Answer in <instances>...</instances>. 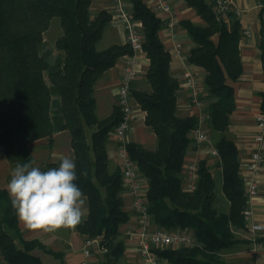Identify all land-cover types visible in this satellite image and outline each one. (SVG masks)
Wrapping results in <instances>:
<instances>
[{
    "label": "trees",
    "instance_id": "trees-1",
    "mask_svg": "<svg viewBox=\"0 0 264 264\" xmlns=\"http://www.w3.org/2000/svg\"><path fill=\"white\" fill-rule=\"evenodd\" d=\"M92 0H0V146L7 161L31 162L28 144L46 138L52 144L55 133L67 131L77 166L76 183L84 192L87 215L75 226L86 237L100 235L105 261L115 264L124 252L118 239L119 227L129 219L123 210V189L118 167L108 169L106 142L120 120L119 106L98 118L94 86L98 78L132 50L127 43L96 49L111 12L100 9L90 14ZM203 24L182 19L181 27L194 43L186 61L205 70L203 84L211 101L206 127L217 134L213 146L221 168V191L228 202L226 211L215 207V179L206 159L197 162L198 178L191 192L181 187V168L190 131L198 125L196 115H176V91L180 82L169 73L170 55L158 31L162 20L143 0H129L130 16L141 22L143 50L149 60L145 78L149 91L131 90L145 112L144 124L155 135L150 150L129 141L126 149L147 180L148 213L155 227L167 231L186 229L199 246L168 247L157 255L169 264H228L223 249L240 242L232 228H243L246 206L236 145L225 131L235 110L234 89L227 80L237 81L243 67L239 52L240 25L226 13L218 17L215 0H183ZM59 19L61 34L53 51L43 34L51 20ZM264 51V48H262ZM201 99V96H200ZM264 109V93L262 95ZM85 127L92 128L88 142ZM50 162L46 169L57 167ZM19 245V246H18ZM56 258L62 254L46 248L36 239H24L7 189L0 188V254L5 264H42L34 249Z\"/></svg>",
    "mask_w": 264,
    "mask_h": 264
},
{
    "label": "crops",
    "instance_id": "crops-1",
    "mask_svg": "<svg viewBox=\"0 0 264 264\" xmlns=\"http://www.w3.org/2000/svg\"><path fill=\"white\" fill-rule=\"evenodd\" d=\"M143 1L146 3V5L149 8H151V3L149 2V0H143ZM232 1L234 3V7L240 11L239 15H235L233 11L230 12L232 13V18L236 19L240 25L241 33H240L238 47H239L240 59L242 62L243 71L237 81L233 82L231 80H227V83L231 85L234 89L236 107L235 110L230 114L229 124L225 131V135L227 136V138L233 140L236 145V149L238 152V160H239L238 173L239 176L242 177V175L245 173L246 164L254 149L253 137L257 132L255 117L258 111L262 109L261 105L263 102L262 95L264 93V51L262 48H264V36L262 34V29L264 27V18L262 12H258L254 8L258 0H232ZM170 2L175 12L176 36L171 37L168 34L164 24L159 29L158 36L161 42L163 43L165 49L168 51L170 55L169 73L172 77L176 78L180 82V87L176 91V96H177L176 115L198 116L201 110L204 111V113H207L206 111L207 106L208 103L211 101V98L207 95V92L203 84L205 70L187 61L182 62L179 56L174 52L173 45L175 42H179L181 44L182 53H184L187 56L189 49L194 46V43L192 42L187 32L181 27L179 23L182 19H190L192 22L202 25L203 21L199 17H198L199 19L196 17L192 9L186 7L183 0H170ZM111 6H112V0H92L90 6V14L93 16L100 9H106L107 11L110 12ZM156 16L160 18L159 15L156 14ZM218 17L223 18L226 22L229 19L226 14L218 15ZM245 28L251 29L252 31L251 37L249 38L244 37L242 31ZM104 32H107L112 37V40L116 39V42L114 43H120V44L125 43L124 31L117 22L110 20V22L106 25ZM53 53L56 54L58 53V51L55 50L53 51ZM140 61L141 64L139 66V73L136 80L133 82L132 89L137 91H149L150 85L145 78V71L147 69L149 60L146 57L145 53L144 56L140 58ZM122 67H123V56L118 59L114 67L106 70L96 81V84L94 86V97L96 100L95 113L98 118L106 117L111 113L113 107L117 106L116 89L122 75ZM186 69L192 71L199 82L201 101L203 103L202 108H199L194 104L190 103V99H189L190 91L186 89V87L182 82V73ZM133 100L136 101L134 97ZM143 114H145V112L141 110V108L137 110L136 113L137 118L135 119L133 130L128 133L129 135L127 137V140L137 142L142 146H144L145 148L152 150L156 146V138L154 133L147 126H145L143 122L144 120ZM204 121H206L205 123H207L206 119ZM137 125L138 127H140L141 130H143L144 132L143 136H140L136 133ZM142 126L147 128L150 132H146L145 129H142L143 128ZM86 128L90 130V134L88 135L89 137L87 136L86 133V137L89 142L92 128L85 127V132H86ZM65 132L67 131H61L55 133L52 137L53 140L51 145L48 144L46 138H42L28 144V149L30 154L32 153L30 151L31 150L30 148H33L34 146H38L39 148L46 146L47 147L45 148V151L47 152L46 156L47 157L50 156L56 160V161H49V163L60 161V159L63 157L62 152L67 151L69 149V151L72 153L70 147V135L69 138L65 141L64 146L54 147L55 137ZM150 134L153 137L152 147L147 146L152 142ZM213 134L214 133L211 131V135ZM189 137L191 139V143L187 147V152L184 157V161L180 172L181 187L184 192H188L184 189L183 181H182L186 164L190 162H199L202 159H206V164L208 165V167H210L209 164H211L208 162L210 160L207 159V157L210 156L208 145L206 144L197 145L191 138V131L189 133ZM106 151L108 156V169L112 171L113 169L118 167L121 172L120 163L115 157V152H116L115 141L113 139L112 130L109 132V137L106 142ZM210 158L213 159V161H216V166L219 168L220 171L221 168L217 165V161L219 157L210 156ZM5 161H7L6 158ZM33 163H35V161H33ZM109 163L111 164V168L109 167ZM143 180L147 185L146 178L143 177ZM257 182H258V195L256 197V201L253 207V220L255 222L264 224V162L262 168L260 169L257 175ZM7 184L8 183H5L2 186V188L7 189ZM120 196L123 201L122 208L124 211H126L129 214L128 221L120 225L119 227V230L122 231L134 224L133 222L134 216L131 208L130 197L127 195L125 190L122 189ZM82 211H83V217L81 221L85 219L88 212L85 197H84V204L82 206ZM18 226L20 228V231L24 239H28V240L36 239L40 243H42L46 248L52 250L53 252H59L62 254L61 258H56L51 254L44 252L41 249L38 248L34 249L32 253L40 258L42 264H44V261L47 264H80V260L82 258L81 247L84 236L81 235L76 230L75 227L71 228L70 230H68V228H59L52 231H44V230L28 228L19 219H18ZM232 230L235 237L240 239V242L232 247L223 249L221 251L222 259L225 260L228 264H261L263 259L262 252L264 249V241L262 242V245L260 246L258 252H253L251 250V243L248 239V232L246 230L245 220H244L243 228H232ZM118 239L124 242V252L120 256L121 259L120 260L118 259L116 262L119 263V261H121L123 258H126V260L127 258L128 259L132 258L134 254H131V251L133 250L136 257L137 258L139 257L137 255V251L134 247L132 240H130L129 238H125L123 235L122 236L119 235ZM172 248H178V247H172ZM129 255L130 257H128ZM49 256L52 257L51 261L49 259ZM0 260H2L1 254H0ZM56 260L58 262H56ZM138 264H142L140 260L138 261ZM166 264L169 263L166 261Z\"/></svg>",
    "mask_w": 264,
    "mask_h": 264
},
{
    "label": "built area",
    "instance_id": "built-area-1",
    "mask_svg": "<svg viewBox=\"0 0 264 264\" xmlns=\"http://www.w3.org/2000/svg\"><path fill=\"white\" fill-rule=\"evenodd\" d=\"M151 9L160 16L168 34L176 36L175 12L170 0H149ZM129 0H112L111 20L117 22L123 29L125 43L131 50V54L123 56V67L120 82L116 89L117 105L120 109V120L112 130L115 140V151L120 163L123 190L130 197L131 208L134 216V224L123 231V236L133 241L137 255L142 264H166V260L159 257L157 252L168 247H195L199 246L194 235L186 229L167 231L155 227L148 213V202L146 198L147 185L136 163L129 157L126 149L127 134L133 130L137 110L140 109L138 103L132 97V85L139 73L141 64L140 58L144 56L143 37L141 34V22L135 21L130 16ZM213 8L217 15H225L233 11L239 15L240 11L234 7L232 0H215ZM255 10L262 12L264 18V0H258ZM245 38L252 35L250 28L243 31ZM264 36V27L262 29ZM174 52L182 62H186L187 56L181 51V44L175 42ZM182 82L186 89L190 91V103L202 108L203 103L200 99V85L190 70L182 73ZM198 125L192 129L191 138L197 145H209L208 150L211 157H217V150L210 144V139L202 124L208 117L207 113L200 111L198 114ZM257 132L253 137L254 149L242 175V186L246 197V206L242 210L245 220L248 239L251 243V250L258 252L264 241V224L253 220V207L258 195L257 175L264 162V109H260L255 117ZM197 162L186 164L182 177L184 189L191 192L196 187L198 178ZM101 236L86 237L83 239L80 264H91L94 254L106 252L101 242ZM262 263L264 264V249L262 252ZM0 264H5L0 260Z\"/></svg>",
    "mask_w": 264,
    "mask_h": 264
},
{
    "label": "clouds",
    "instance_id": "clouds-1",
    "mask_svg": "<svg viewBox=\"0 0 264 264\" xmlns=\"http://www.w3.org/2000/svg\"><path fill=\"white\" fill-rule=\"evenodd\" d=\"M77 179L76 162L66 156L57 167L47 170L31 162L18 163L7 184L11 206L28 228H74L82 220L84 203V192Z\"/></svg>",
    "mask_w": 264,
    "mask_h": 264
},
{
    "label": "rangeland",
    "instance_id": "rangeland-1",
    "mask_svg": "<svg viewBox=\"0 0 264 264\" xmlns=\"http://www.w3.org/2000/svg\"><path fill=\"white\" fill-rule=\"evenodd\" d=\"M187 16V15H186ZM197 17V16H196ZM198 18V17H197ZM199 19V18H198ZM49 30L44 34V38L46 41V45L47 48L51 49L52 51H55L54 49V41L55 39L61 34L62 30L59 24V19L58 18H53L51 20L50 26L48 28ZM56 37V38H55ZM116 42V39L112 40V37L107 33L104 32L101 39L96 43V49L97 50H102L106 47H108L110 44ZM53 55H56L54 53H52ZM117 103V102H116ZM141 112V111H140ZM145 116V114H143ZM137 118V117H136ZM207 120V118H206ZM135 122V121H134ZM206 121L203 122L202 126L205 129L206 133L209 136L210 139V144L213 145V139L215 138V136H217V134H213L211 135V131L206 127ZM143 127V126H142ZM137 131L136 133L140 136L144 135L143 130L140 129V127H136ZM142 129H145L146 132H150L147 128L143 127ZM86 133L87 136L90 134V130L88 128H86ZM129 134H127L126 137H128ZM151 135V134H150ZM89 137V136H88ZM69 138V134L67 132L58 135L55 137V141H54V147H61L64 146L65 141ZM151 140L152 142L150 144H148V147H152L153 146V137L151 135ZM115 141V140H114ZM127 142H129L127 140ZM205 145V144H204ZM209 147V145H208ZM45 148H47L46 146L39 148L38 146H34L33 148H30L31 150V156H33L35 163H33L34 166H38L40 167L42 170H47L46 169V165L49 163V161H56L54 158L50 157V156H46V151ZM44 150V151H43ZM49 153V152H48ZM63 157H69L72 158V153L69 151V149L67 151L62 152ZM115 157L117 158V153L115 152ZM207 159H209L210 161H208L209 163V169L210 172L212 173V175L214 176L215 179V194H216V202H215V207L218 209V211H225L227 209V201L225 198H223L222 194H221V178H220V172H219V168L216 166V161H213V159L209 157H207ZM118 160V159H117ZM41 161V162H38ZM16 164L11 163L9 161H5L3 152L0 148V188H2V186L5 183L9 182L10 179V173L11 170L15 167ZM109 167L111 168V164L109 163ZM84 204V203H83ZM83 206V205H82ZM71 228H68V230H70ZM123 231L119 230V235H123ZM19 246V245H18ZM131 254H134V256H132V258H123L121 261L116 262L115 264H138V261L140 259H138L134 253V250L131 251ZM130 257V255L128 256ZM49 259L51 261L52 257L49 256ZM121 259V257L119 258V260ZM132 259V260H130ZM105 258L103 254H94V256L92 257L91 260V264H100L101 262H104ZM56 262H58L56 260ZM141 262V261H140ZM44 264H47L44 261ZM109 264H112L111 262Z\"/></svg>",
    "mask_w": 264,
    "mask_h": 264
}]
</instances>
